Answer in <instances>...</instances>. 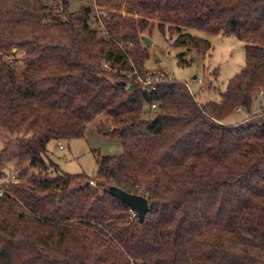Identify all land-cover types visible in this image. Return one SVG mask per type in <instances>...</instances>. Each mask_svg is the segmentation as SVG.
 I'll list each match as a JSON object with an SVG mask.
<instances>
[{
    "label": "trees",
    "instance_id": "trees-1",
    "mask_svg": "<svg viewBox=\"0 0 264 264\" xmlns=\"http://www.w3.org/2000/svg\"><path fill=\"white\" fill-rule=\"evenodd\" d=\"M94 2L108 12L101 28L89 3L0 0V182L20 178L0 183V264H264V108L225 123L261 100L264 0ZM154 26L179 33L180 65L212 48L187 28L234 35L246 64L218 100L167 75L148 93L141 79L158 73L142 38ZM99 116L120 156L100 157L91 177L48 159L51 140L81 137ZM122 189L149 200L144 220Z\"/></svg>",
    "mask_w": 264,
    "mask_h": 264
},
{
    "label": "rangeland",
    "instance_id": "rangeland-1",
    "mask_svg": "<svg viewBox=\"0 0 264 264\" xmlns=\"http://www.w3.org/2000/svg\"><path fill=\"white\" fill-rule=\"evenodd\" d=\"M43 2L53 5L55 0H43ZM86 3L95 6L94 0H71L70 10ZM183 32L207 39L211 42L212 48L191 65H180L178 55L186 51L187 46L174 45L179 33L170 35L167 30L164 34L158 27L154 26L151 32L149 30L143 31V37L145 36L151 41L150 46L146 47L142 40L144 47L148 49L147 70L156 72L158 75H167L180 82H186L187 87L191 88L202 103L214 99L218 100L220 92L227 89L229 80L238 75L246 64V43L238 40L234 35L209 33L198 28H187ZM16 56L21 65L23 63L21 62L24 57L23 53L20 51ZM183 57L185 60H191L195 58V54L187 52ZM195 75H197V79H194ZM262 91L258 98L264 102V89ZM260 106V103H256L252 113L238 108L226 118L225 123L230 125L246 121L253 114L260 112ZM149 109V107L146 108V119L154 116ZM104 123V117L99 116L89 121L83 136L74 137V139L51 140L47 145L48 159L66 173L72 175L84 174L88 177L95 176L99 170L98 160L100 157L106 155L120 156L123 151V145L119 137L104 134L101 128L107 129V126H109ZM59 141L62 142L63 148L59 147ZM10 171L0 182L1 184L8 182ZM96 182L94 180L93 185ZM140 261L141 258L136 259V262Z\"/></svg>",
    "mask_w": 264,
    "mask_h": 264
},
{
    "label": "built area",
    "instance_id": "built-area-1",
    "mask_svg": "<svg viewBox=\"0 0 264 264\" xmlns=\"http://www.w3.org/2000/svg\"><path fill=\"white\" fill-rule=\"evenodd\" d=\"M91 13H92L91 22H92L93 26L100 25L99 26L100 28L103 27L102 19L104 17H108V12L106 10H104L103 8L100 9L99 6H97V4H95V6L93 7V10H92ZM11 60H12L11 57H9V61H11ZM104 66L107 68L108 67V63L104 62ZM163 78H164V75L150 74L145 79H141L142 80V86H143L144 90H146L148 93H151V91L155 90L158 81H160V79H163ZM200 81H202V79H200ZM127 90L130 91V86H127ZM261 92H263V91H261ZM260 95H261V93H260ZM259 102L261 104L260 107L264 108V102L262 100H260ZM151 105H152V108L156 107V105L154 103L151 104ZM59 147L63 148V144H62L61 141H59ZM8 181L11 184L12 183H18L20 181V178L18 177L17 173L14 170L10 171L9 180ZM89 184L93 185L94 184V180L89 181ZM5 194H9V193L6 190V188H4L3 186L0 185V195H5Z\"/></svg>",
    "mask_w": 264,
    "mask_h": 264
},
{
    "label": "water",
    "instance_id": "water-1",
    "mask_svg": "<svg viewBox=\"0 0 264 264\" xmlns=\"http://www.w3.org/2000/svg\"><path fill=\"white\" fill-rule=\"evenodd\" d=\"M146 47H149L151 41L147 37L142 38ZM194 79H197V75L194 76ZM107 129H110V126H107ZM118 198L122 200L125 204H127L131 211L135 212L141 220H144L147 216L146 214L150 210L149 200L143 195H136L127 192L126 190H117L116 192Z\"/></svg>",
    "mask_w": 264,
    "mask_h": 264
}]
</instances>
